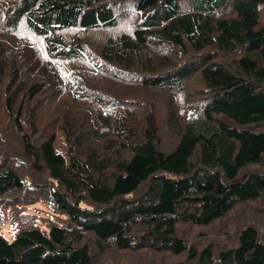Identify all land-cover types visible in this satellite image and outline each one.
Here are the masks:
<instances>
[{"label": "trees", "instance_id": "1", "mask_svg": "<svg viewBox=\"0 0 264 264\" xmlns=\"http://www.w3.org/2000/svg\"><path fill=\"white\" fill-rule=\"evenodd\" d=\"M7 222L0 264H264V0H0Z\"/></svg>", "mask_w": 264, "mask_h": 264}, {"label": "rangeland", "instance_id": "2", "mask_svg": "<svg viewBox=\"0 0 264 264\" xmlns=\"http://www.w3.org/2000/svg\"><path fill=\"white\" fill-rule=\"evenodd\" d=\"M114 34H115V31L97 30V31H94V32L90 33L89 35L85 36L83 38V41L86 43L89 41V43L93 44V42L90 40V39H92L94 42H96V44L101 45L106 41V39L112 37V35H114ZM91 47L94 48L95 50H98L97 48H95L93 46H91ZM198 86H200V83L197 82V80L191 81L188 88H186V91L189 93V88L191 90H194ZM149 100L153 103L156 102L157 106H158L159 105L158 102L161 103L162 99L160 96H158V97H155L154 99L151 98ZM261 129L262 128H260L259 130H261ZM169 147H170V145L166 146V148H169ZM54 148H55V151H57V152H63L65 150L64 139L62 138L61 134L56 138ZM260 211H262V210H260ZM0 232L3 234V236L7 240H11L13 235H14L13 230L11 229L9 222L4 223V224H0ZM210 236H211V238H213V237H215V234L211 233ZM197 241L202 242L201 239H198ZM194 243H195V241L192 242V244H194Z\"/></svg>", "mask_w": 264, "mask_h": 264}]
</instances>
